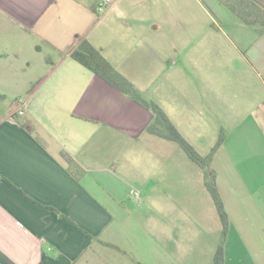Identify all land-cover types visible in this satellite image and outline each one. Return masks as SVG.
Listing matches in <instances>:
<instances>
[{"label": "crops", "instance_id": "0c3cea01", "mask_svg": "<svg viewBox=\"0 0 264 264\" xmlns=\"http://www.w3.org/2000/svg\"><path fill=\"white\" fill-rule=\"evenodd\" d=\"M82 40L139 95L151 88L143 99L182 136L160 102L197 114L180 80L214 97L216 112L226 104L218 128L231 132L211 163L222 153L229 168L225 181L215 167L216 187L229 224L264 226V34L222 0H116L103 10L97 0H0V264H174L173 236L146 232L143 255L128 234L130 196L143 195L156 217L170 191L126 167L154 157L153 114L71 58Z\"/></svg>", "mask_w": 264, "mask_h": 264}, {"label": "rangeland", "instance_id": "374dc122", "mask_svg": "<svg viewBox=\"0 0 264 264\" xmlns=\"http://www.w3.org/2000/svg\"><path fill=\"white\" fill-rule=\"evenodd\" d=\"M163 68H167L166 64ZM214 68V66L209 67L205 74L212 76ZM225 68L226 64L224 63L222 69L225 70ZM165 84L162 79L158 82V86L164 90ZM178 87L184 92V101L188 103L187 108L192 114L197 113L196 115L185 117L181 114L179 116L178 110L174 112L166 99L160 102L171 118L178 122L185 138L180 135L195 151L202 157L211 153L212 157L219 147L217 146L219 137L221 136L223 140L224 136L231 132L229 129L218 128L219 120L229 116V108L226 104H222V107L216 112L213 104L214 97L208 95L206 98H198L197 91H195L197 89L190 81L183 83L180 80ZM225 92L224 87L223 96ZM150 93L151 88L146 89L140 96L146 99ZM206 93L208 94V90ZM7 101L13 103V99ZM154 150L156 152L153 153L152 159L140 157L136 162L131 161L126 166L128 170V166L132 165L135 167L133 171L148 176V179H144V182L147 181L148 187L155 183H158L159 186H166L169 181L170 188L169 192L165 191V194L158 195L156 217L151 215L149 202L143 203L141 198L143 195L140 198L136 194L130 196L127 224L133 227L129 229L128 234L129 239H136V251H142L144 255L147 249L145 242L140 243L138 239L144 238L146 232L153 229V234L157 239L161 240V237L166 235L174 237V264H216L215 256L218 248H221V264H264V226L253 224V222H248L249 225L248 223L240 225L238 219L233 218L229 221L230 224L228 223L226 233L223 234L214 203L205 187L201 168L193 163L180 146L173 141L159 138V145ZM222 159L223 154H217L215 161L210 162L208 168L216 177V167L222 180L226 181V172L229 167ZM151 217H153L152 221ZM136 219L140 221V224ZM245 221H248L247 217H245ZM246 228L250 229L251 233L253 231L252 236L255 238V242H247L244 232ZM132 260L133 264H137L140 260L141 262H151L149 257L138 258L135 256ZM159 260L164 263L166 261L162 257Z\"/></svg>", "mask_w": 264, "mask_h": 264}, {"label": "trees", "instance_id": "16d2710c", "mask_svg": "<svg viewBox=\"0 0 264 264\" xmlns=\"http://www.w3.org/2000/svg\"><path fill=\"white\" fill-rule=\"evenodd\" d=\"M222 3L242 24L252 28L257 35L264 34V5L258 0H222ZM70 56L94 75L148 109L153 114V121L148 126L147 132L161 139L177 143L186 156L201 168L203 171L205 187L214 203L222 225L223 234H225L228 228V217L216 187L215 176L208 168L211 162V153L205 157L200 156L180 135L162 109L154 102L144 100L136 92L132 84L122 77L102 56L100 51L94 48L88 41L82 40L79 42L76 48L71 51ZM221 142L222 137L220 136L217 146H219ZM66 163L69 166L70 171L75 169L74 164L70 159L66 158ZM221 260V248H218L215 256V263L221 264Z\"/></svg>", "mask_w": 264, "mask_h": 264}, {"label": "built area", "instance_id": "2783aa9c", "mask_svg": "<svg viewBox=\"0 0 264 264\" xmlns=\"http://www.w3.org/2000/svg\"><path fill=\"white\" fill-rule=\"evenodd\" d=\"M115 1L116 0H97V9L103 10L107 7H110Z\"/></svg>", "mask_w": 264, "mask_h": 264}]
</instances>
